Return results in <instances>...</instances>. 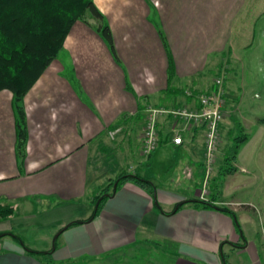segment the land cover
Instances as JSON below:
<instances>
[{
    "label": "crops",
    "instance_id": "crops-1",
    "mask_svg": "<svg viewBox=\"0 0 264 264\" xmlns=\"http://www.w3.org/2000/svg\"><path fill=\"white\" fill-rule=\"evenodd\" d=\"M94 2L112 31L115 52L92 14L75 23L63 49L24 97V156L17 150L13 93L0 91V205L14 208L0 219V264H87L111 256L125 264L123 255L140 250L147 252L145 262L223 264L225 257L228 264H264L254 217L238 215L208 189L207 178L215 177L214 171L206 173L202 127L184 130L183 144L176 145L173 129L181 126L160 115V145L149 157L142 148L148 108L189 105L194 100L188 101V91L213 89L214 77L206 88L183 84L214 55L220 58L227 49L234 54L236 44L255 41L254 20L261 9L238 22L246 0ZM216 64L227 72L223 62ZM210 65L214 68V60ZM224 86L229 94L231 87ZM227 116L233 114L225 116L223 127ZM112 130H119L114 137ZM109 152L118 160L108 164ZM152 166L160 175L152 174ZM140 170L155 184L154 194L127 180L113 187L91 217L97 194L121 173ZM240 170L250 175L248 168ZM192 181L194 189H186L184 183ZM190 200L213 206L180 205ZM74 221L82 222L68 226ZM157 251L166 259H155ZM139 255L130 263L140 264Z\"/></svg>",
    "mask_w": 264,
    "mask_h": 264
},
{
    "label": "rangeland",
    "instance_id": "rangeland-1",
    "mask_svg": "<svg viewBox=\"0 0 264 264\" xmlns=\"http://www.w3.org/2000/svg\"><path fill=\"white\" fill-rule=\"evenodd\" d=\"M245 5L244 12L242 16H239L238 22L253 18L258 13V10L261 9V13L257 14L254 20L255 41L250 42L249 46L246 44L247 47L236 44V49L234 48L233 50L235 51L234 54H229L227 49L226 53L222 54L220 58L214 55L213 58L208 60V65L203 66V71L198 70L196 75L191 76V82L186 80L183 87L192 89L206 88L213 77L216 80L217 77H221L225 72V68H220V70L222 69L220 71L216 63L221 61L226 66L227 72L224 74L223 84L228 85L232 90H230L229 94L226 93L227 106L224 110V120L228 114H233V116L231 118L227 116L224 127L221 125L218 150L214 154L210 165V174L214 171L215 179L212 180L208 177L206 183L208 184V189H212L214 195L219 197L222 202H225V206L236 208L238 215H244L245 213L254 217L258 226L257 237L264 257V121H261V119H264V0H246ZM88 16H92L90 12L86 14L85 18ZM223 56H225L224 59ZM213 60L214 68L210 65ZM226 76L227 81L225 83ZM207 79V84L201 83ZM236 122H241L244 125L245 132L249 135L250 140L242 145L237 160L231 163L238 168V171L234 174H223L225 154L232 144L233 136L238 134ZM115 159L118 160L109 152L107 155L108 164ZM112 166L114 165L112 164ZM240 167L248 168L250 175L242 172ZM150 168L153 175H160L156 166ZM140 173H142L141 170ZM203 176L204 174L202 176L198 175L196 178L199 181L202 180ZM163 179L162 177L158 181L162 182ZM189 186L194 189L196 184L193 181L184 183L186 189ZM234 202H239V204ZM140 252L136 260L141 261L143 264H150L145 262L147 261V252L144 250H140ZM135 253L137 251H129L123 255L124 263L131 264L130 262ZM153 256L157 260L166 259L163 252L159 251L154 253ZM87 262H89L87 264H111L112 262L117 264L118 257L111 256L107 259ZM71 264L76 263L72 262ZM152 264L163 263L152 262Z\"/></svg>",
    "mask_w": 264,
    "mask_h": 264
},
{
    "label": "trees",
    "instance_id": "trees-1",
    "mask_svg": "<svg viewBox=\"0 0 264 264\" xmlns=\"http://www.w3.org/2000/svg\"><path fill=\"white\" fill-rule=\"evenodd\" d=\"M88 12L101 21L98 30L112 51L115 52L112 31L109 25L103 22L104 16L94 0H0V91L10 90L13 93L17 114V150L19 156L25 155V146L28 140L24 97L63 49L66 38L75 23L79 20H85ZM170 72L171 75L174 73L172 61H170ZM181 92L182 90H179L178 93ZM198 92L193 91V95ZM192 97L190 96L188 101H192ZM236 126L238 134L233 136L232 144L225 154L223 174H234L238 171V168L231 163L237 160L240 148L250 139L241 122H237ZM127 180L134 181L151 194L155 193V184L143 177L140 172L125 171L101 193L97 194L94 200L95 205L100 200V208L101 203L107 197L106 194L113 192L114 184L117 182L120 186ZM188 202L213 206L212 203L201 200L184 201L180 205ZM99 208L94 210L91 217L98 213ZM218 208L237 217L236 213L228 207L218 206ZM13 213L14 208L12 206L0 205V219L8 218ZM80 222L82 221H74L68 226ZM236 222L240 230L241 226L237 220ZM6 234L13 235L22 241L12 233ZM26 249L34 254H42V252L30 250L27 247ZM137 253L139 255L141 252ZM223 261V264H228L225 257ZM149 263L152 264V262Z\"/></svg>",
    "mask_w": 264,
    "mask_h": 264
},
{
    "label": "built area",
    "instance_id": "built-area-1",
    "mask_svg": "<svg viewBox=\"0 0 264 264\" xmlns=\"http://www.w3.org/2000/svg\"><path fill=\"white\" fill-rule=\"evenodd\" d=\"M225 72L215 80V87L207 91H200L193 95V91H188V96H193V102L189 105L175 106L172 108L149 107L146 118L142 148L143 153L150 155L162 140L160 128L158 127V117L165 114L167 117L177 121L180 128H174L172 142L176 145L183 144L184 130L193 127H202L205 131L206 144V170L210 172V165L214 154L218 150L220 140V128L224 121V110L226 106V91L224 89ZM178 130V131H177ZM119 130L110 131V136L114 137Z\"/></svg>",
    "mask_w": 264,
    "mask_h": 264
},
{
    "label": "water",
    "instance_id": "water-1",
    "mask_svg": "<svg viewBox=\"0 0 264 264\" xmlns=\"http://www.w3.org/2000/svg\"><path fill=\"white\" fill-rule=\"evenodd\" d=\"M117 186H118V183L116 182V183L114 184V191L117 189ZM106 195H107V196H111V194H109V193H107ZM99 203H100V200H99V201L97 202V204H96V209L98 208Z\"/></svg>",
    "mask_w": 264,
    "mask_h": 264
}]
</instances>
